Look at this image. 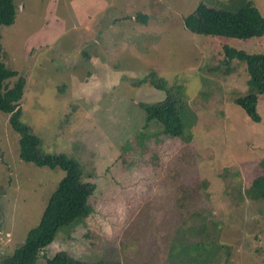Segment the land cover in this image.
Wrapping results in <instances>:
<instances>
[{"label": "rangeland", "instance_id": "1", "mask_svg": "<svg viewBox=\"0 0 264 264\" xmlns=\"http://www.w3.org/2000/svg\"><path fill=\"white\" fill-rule=\"evenodd\" d=\"M252 1L264 16V0ZM199 2L14 1V22L0 25V60L25 78L21 122L41 150L76 159L83 180L95 184L91 212L61 228L35 264L58 251L86 264H170L168 247L183 231L178 226L199 217L217 221L218 240L229 246L216 264H264V202L243 195L264 159V93L254 122L233 102L246 92L245 63L232 60L228 75L212 71L221 42L263 53L264 35L190 32L182 18ZM140 12L146 23L134 19ZM150 74L163 88L145 78ZM169 93L183 104L188 142L162 134L156 120L144 126L139 103ZM8 118L0 111V264L38 224L64 175L19 159Z\"/></svg>", "mask_w": 264, "mask_h": 264}, {"label": "trees", "instance_id": "2", "mask_svg": "<svg viewBox=\"0 0 264 264\" xmlns=\"http://www.w3.org/2000/svg\"><path fill=\"white\" fill-rule=\"evenodd\" d=\"M14 1L0 0V25L8 26L14 22ZM237 5H212L200 0L193 12L183 16V25L194 34L219 39L263 36L264 16L253 1L245 0ZM147 18L148 15L144 13L135 16L136 20L140 19L143 23H146ZM1 53L0 44V57ZM216 55L219 56L212 71L221 74L228 75L235 70L232 60L245 63L248 73L246 92L233 97V102L242 108L250 120L258 122L260 115L256 110L257 100L264 93V52H246L221 42L220 51ZM145 78H149L155 87L163 88V81L156 74ZM24 87L25 78L0 60V111L8 114V122L18 134L19 159L39 167L59 168L64 175L49 195L38 224L27 231L22 244L1 259V264H35L39 253L52 242L61 228L91 212L88 201L95 189V184L83 180L82 169L76 159L62 152L48 153L41 150L40 139L32 134L27 124L21 122L18 102L23 96ZM139 106L145 112L144 126L156 120L161 125L162 134L178 137L184 142L190 140L191 135L182 118L183 104L178 96L169 93L160 101L140 102ZM259 166L260 171L250 178L243 195L250 200L264 202V159L259 161ZM194 213L198 215L197 211ZM178 229L183 230L180 238H173L168 247L167 258L170 264H216L224 250L229 249L227 244L218 240L220 226L211 218L199 217L197 222L179 225ZM43 259L44 264H86L65 251H58L51 257L44 256ZM95 264L118 263L104 261Z\"/></svg>", "mask_w": 264, "mask_h": 264}, {"label": "crops", "instance_id": "3", "mask_svg": "<svg viewBox=\"0 0 264 264\" xmlns=\"http://www.w3.org/2000/svg\"><path fill=\"white\" fill-rule=\"evenodd\" d=\"M126 6V5H125ZM122 11H125V12H128V7L126 6L125 8H122ZM124 12V13H125ZM141 13V12H140ZM144 14H146V13H144ZM147 15V14H146ZM122 16H124V18L125 19H129L130 17H129V14H127V15H125V14H122ZM132 18H134V17H132ZM135 19V18H134ZM90 21V19L88 20V22ZM147 21V20H146ZM116 22H119V20H117V21H115V23ZM113 23V22H112ZM83 27H85V28H87L88 29V24H84V26Z\"/></svg>", "mask_w": 264, "mask_h": 264}]
</instances>
